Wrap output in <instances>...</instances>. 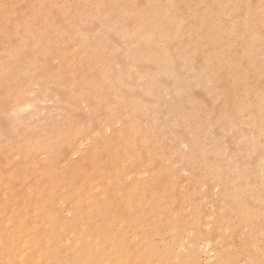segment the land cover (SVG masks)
I'll return each mask as SVG.
<instances>
[{"label": "rangeland", "instance_id": "obj_1", "mask_svg": "<svg viewBox=\"0 0 264 264\" xmlns=\"http://www.w3.org/2000/svg\"><path fill=\"white\" fill-rule=\"evenodd\" d=\"M248 6L260 12L264 0H0V264L260 259L264 112L250 98L253 122L240 140L243 91L219 99L206 77L229 82L243 71L264 96L255 70L264 67V24ZM189 9L224 25L233 59L206 58L210 35L197 31ZM231 9L242 10L236 24ZM163 54L168 70H152ZM184 57L201 69L198 79H189Z\"/></svg>", "mask_w": 264, "mask_h": 264}, {"label": "bare ground", "instance_id": "obj_2", "mask_svg": "<svg viewBox=\"0 0 264 264\" xmlns=\"http://www.w3.org/2000/svg\"><path fill=\"white\" fill-rule=\"evenodd\" d=\"M223 2H224V0H222ZM192 9H194V8H192ZM192 9H189L188 10V14H190V15H193L194 16V19H195V21H196V23H195V27H196V29H197V31L199 32L200 30H206L207 32H206V35L207 36H209L210 35V38H211V45H213V49H212V51L207 55V59L208 60H219L220 62H227V61H229L230 59H233L234 58V56L232 55V54H230L229 53V50H230V47L229 46H227L226 45V43H229L231 40H229V39H224L225 37L223 36V30H224V25L223 24H221L216 18H214L213 16H210V17H208L203 11L202 12H196V11H194V10H192ZM209 12H213L212 10L211 11H209ZM242 12V10L240 9V10H238V9H231L230 11H229V14H230V17H231V19H232V21L234 22V20L236 19V18H238V15L240 14ZM248 13H249V15L251 16V17H255L256 15H257V17H258V20H260V21H262V24H264V8H262V9H260V12H258V11H256V10H253V9H251V7L250 6H248ZM206 18H207V21H208V24H206ZM234 24H236V20H235V22H234ZM262 26V25H261ZM235 29L236 30H233V32L237 35V37H241V35H242V33L244 32V27H243V25L242 24H238V25H236L235 26ZM255 31L257 32V33H260L261 32V30H260V28H259V26H257V27H255ZM224 37V38H223ZM62 42V41H61ZM161 57L160 58H157L156 60H154V62L151 64V69L152 70H154V71H167L168 70V68H165L166 66H167V64H166V58L168 57L166 54H163V55H160ZM146 57V54H144V53H139L138 55H136L135 56V59H137L139 62L140 61H142V60H144V58ZM170 57V56H169ZM56 58V57H55ZM184 59V62H185V65H184V68L186 69V71L188 72V76H189V79L190 80H194V79H198V77L199 76H201L200 75V72H202L201 71V69L198 67V66H196V64H194V63H192L191 61H190V59L189 58H187V57H184L183 58ZM118 63H120L121 64V71H122V64H123V60H122V58L120 57V58H118L117 60H116ZM174 61V60H173ZM107 63H109L110 64V62H109V60H108V58H107V61H106ZM237 61H235V62H232L231 64H235ZM116 63V62H115ZM114 63V64H115ZM174 63H175V61H174ZM176 64V63H175ZM116 65V64H115ZM58 66V65H57ZM177 66V65H176ZM118 67V66H117ZM116 67V68H117ZM177 69L178 68H176L175 66H173L171 69H170V71H169V73H168V75H169V77H171V78H173V77H175L176 78V72H177ZM118 70V69H117ZM255 70L256 71H258V72H260V73H262V75H261V78L262 77H264V67H260V66H257V67H255ZM231 78L229 79V82L228 81H224L222 78H218L217 77V79H216V77L215 76H213L212 74H210V76H206L207 77V80H208V83H209V88H210V91L212 92V93H214V94H216V96L219 98V99H223V98H225L226 97V94L227 93H229L230 92V90H231V88H235V89H241L242 91H243V93L242 94H238L237 95V97H236V102H235V107H236V109L238 110V111H240V114L238 113V117H237V124H241L242 125V130H243V133H240V136H239V139L240 140H244L245 139V137L244 136H246L245 134H246V130H249V128H248V126H249V124H251L252 122H253V118L251 117V116H249V113H248V111H246V109L248 108V107H246L249 103H250V98H255V101H257L258 102V106H259V109H262V110H260L261 112H264L263 111V108H262V103L264 102V96L259 92V90L256 88V87H252V86H250V84H249V80H248V77H247V75L243 72V71H239V70H235L234 72H232L231 74ZM260 78V79H261ZM155 82V80H154V77H153V80H152V83H154ZM229 83H230V85H229ZM263 85H264V81L263 82H261ZM179 85V84H178ZM180 86V85H179ZM148 86H146V88H147ZM151 87H152V84H151ZM150 88V87H149ZM153 88V87H152ZM180 88H181V86H180ZM163 89V88H162ZM182 89V88H181ZM218 99V100H219ZM138 101H139V103L141 104H139V106L141 107L142 106V108H146V105H143L142 104V102H143V100H142V98L140 97V98H138ZM225 102V101H224ZM221 113H223V112H221ZM232 114V111L230 112V115ZM207 119V118H206ZM205 120V119H204ZM119 121V120H118ZM207 122H210V121H207ZM116 123V125L117 124H119L118 122H115ZM177 123V122H176ZM113 124V123H112ZM200 124V123H199ZM202 124H204V123H202ZM206 124V123H205ZM204 124V127L202 128V129H204L205 128V126H207V125H205ZM209 124V123H208ZM114 126V125H113ZM203 126V125H202ZM111 127V126H110ZM115 127V126H114ZM117 127V126H116ZM166 127V126H165ZM177 127V126H176ZM180 127V126H179ZM209 127V126H208ZM167 128V127H166ZM178 128V127H177ZM200 128V127H199ZM198 128V129H199ZM115 129V128H114ZM202 129H200V131H201V133L203 132L202 131ZM206 129L207 128H205L204 130H205V132H206ZM109 130H111V129H109ZM108 130V131H109ZM221 131V130H220ZM169 132V131H168ZM204 132V133H205ZM222 132V131H221ZM196 133V132H195ZM201 133H199V135L201 134ZM245 133V134H244ZM221 135H222V133H220ZM194 135V134H193ZM219 135V134H218ZM217 135V136H218ZM0 136H1V134H0ZM216 136V135H215ZM214 136V137H215ZM216 136V137H217ZM224 136V135H223ZM214 137H212V138H214ZM218 137H220V135L218 136ZM224 137H226V135L224 136ZM167 138V137H166ZM179 138V137H178ZM172 139V138H171ZM171 139H170V141H171ZM180 139V138H179ZM178 139V140H179ZM224 139V138H223ZM233 139H238V136H233V138L231 139V140H233ZM261 139V138H260ZM177 140V139H176ZM182 140V139H181ZM180 140V141H181ZM183 140H185V141H187L188 142V140H186V139H184L183 138ZM226 140L224 139V142H225ZM259 140H257V141H255L253 144H256L257 142H258ZM223 142V143H224ZM85 143V142H84ZM180 143V142H179ZM227 142H225V144H226ZM81 144V143H80ZM79 144V145H80ZM173 144V143H172ZM224 144V145H225ZM78 145V146H79ZM227 145V144H226ZM81 147V145L79 146V148ZM184 147H186L185 145H184ZM189 147V146H188ZM224 147V146H223ZM222 147V148H223ZM173 148V147H172ZM192 148V147H191ZM226 147H224V149H225ZM45 150V152H47V148L46 149H44ZM79 150V149H78ZM187 150V149H186ZM227 150H228V147H227ZM227 150H225V151H227ZM77 151V150H76ZM171 151H173V150H171ZM44 152V151H43ZM44 152V153H45ZM75 153V152H74ZM77 153H78V151H77ZM80 153V152H79ZM187 153V152H186ZM76 154V153H75ZM188 154H190V153H188ZM77 155V154H76ZM79 156V155H78ZM172 157V156H171ZM170 158V157H169ZM169 160H171V159H169ZM171 162H173V160L171 161ZM175 162V161H174ZM262 173H264V166L262 167ZM153 176V175H152ZM154 177H155V174H154ZM263 177H264V174H263ZM257 193H258V201H259V204L257 205V207L256 208H258L257 210L258 211H260V213L262 214V216H263V218H264V192L262 193V192H259V191H256ZM259 206V207H258ZM257 210L253 207V206H251V207H249V209H247L246 210V212H248L249 213V215H255V216H257L258 215V213H257ZM211 216H213V215H211ZM211 218V217H210ZM214 220V219H213ZM207 222H209V221H207ZM212 222V221H211ZM214 222V221H213ZM209 224H211V223H209ZM209 224H207V225H209ZM216 224V223H215ZM213 225V224H212ZM210 226V225H209ZM215 226V225H214ZM208 228V227H207ZM210 229V228H209ZM251 230H252V235H251V237H253L254 236V234H258L259 232L257 231V227L256 226H253V225H251ZM93 231V230H92ZM209 231H207V233H208ZM12 234H13V232H12ZM186 234H188V232H186ZM209 234V233H208ZM8 235L9 236H12V235H10V233L8 232ZM32 235V234H31ZM94 235V234H93ZM95 235H98V233L97 234H95ZM101 235V234H100ZM14 236V235H13ZM15 236H16V234H15ZM17 236H18V234H17ZM74 236V235H73ZM98 237V236H97ZM107 237V236H106ZM105 237V238H106ZM186 237V236H185ZM207 237V236H206ZM12 238V237H11ZM11 238H10V240H11ZM14 238V237H13ZM17 238H19V237H17ZM17 238H15V239H17ZM34 238V237H33ZM32 238V239H33ZM104 238V237H103ZM108 238V237H107ZM106 238V239H107ZM186 238H189V236L188 237H186ZM35 239V238H34ZM60 239V238H59ZM97 239V238H96ZM96 239H94L95 241H96ZM8 240V239H7ZM26 240V239H25ZM103 240H105V239H103ZM108 240V239H107ZM144 240V239H143ZM251 240V239H250ZM32 241V243L35 241H33V240H31ZM75 241V240H74ZM99 241H100V238H99ZM111 241L113 242V240L111 239ZM207 242L208 241H210V240H206ZM8 242H9V240H8ZM13 242V241H12ZM15 242V241H14ZM27 242H29V241H27ZM27 242H25V243H27ZM140 242V241H139ZM143 242V241H142ZM189 242H190V240H189ZM188 242V243H189ZM206 242V243H207ZM211 242V241H210ZM24 243V244H25ZM116 243V242H115ZM118 243V242H117ZM144 243V242H143ZM1 245L3 244V243H0ZM37 244H38V248H39V242L37 243V240H36V246H37ZM47 244V243H46ZM78 244V243H77ZM101 244H103L102 242H101ZM100 244V245H101ZM122 244V243H121ZM138 244V243H137ZM146 244V243H145ZM6 245V244H5ZM5 245H3V246H5ZM12 245V244H11ZM23 245V244H22ZM34 246H35V244H33ZM106 245V244H105ZM144 245V244H143ZM142 245V246H143ZM184 245V244H183ZM209 245V244H208ZM207 245V246H208ZM211 245H212V242H211ZM42 246V245H41ZM48 246V245H47ZM110 246H112V245H110ZM117 246V245H116ZM147 246H148V244H147ZM187 245L185 244V247H186ZM210 246V245H209ZM24 247V246H23ZM32 247V246H31ZM30 247V248H31ZM119 247V246H118ZM145 247V246H144ZM143 247V248H144ZM151 247V246H150ZM5 248V247H4ZM12 248V247H11ZM11 248H9V249H11ZM37 248V249H38ZM50 248H53V246L52 247H50ZM110 248V247H109ZM35 249H36V247H35ZM45 249V248H44ZM111 249V248H110ZM148 249V248H147ZM153 249V248H152ZM211 249H212V247H211ZM19 250V249H18ZM21 250H22V248H21ZM25 250V249H24ZM29 250V249H28ZM27 250V251H28ZM114 250H117V249H114ZM140 250H141V248H140ZM139 250V251H140ZM145 250V249H144ZM214 250H215V248H214ZM38 251V250H37ZM45 253H43V251L41 250V252L43 253V255L41 256V257H43L46 253H48L47 252V250L45 249ZM108 251H110V250H108ZM107 251V252H108ZM138 251V250H137ZM151 251H154V250H151ZM208 251H209V249H208ZM212 251V250H211ZM216 251V250H215ZM214 251V252H215ZM39 252H40V248H39ZM37 253V252H36ZM119 253H120V251H119ZM143 253V252H142ZM141 253V254H142ZM146 253L149 255V253L147 252V250H146ZM212 253V252H211ZM23 254H25V252L23 251ZM28 254V253H27ZM38 254V253H37ZM139 252H138V256H140L141 255ZM152 255L154 254V252L153 253H151ZM216 255H217V253H215ZM33 255H35V253L33 254ZM112 255H113V253H112ZM143 255V254H142ZM24 256V255H23ZM29 256V255H28ZM108 256V255H107ZM111 256V255H110ZM121 256V255H120ZM119 256V257H120ZM151 256V255H150ZM211 256H213V255H210V258H211ZM30 257V256H29ZM113 257V259H114V255L112 256ZM118 257V256H117ZM153 257H154V255H153ZM217 256H215V258H216ZM21 259H22V257H20ZM37 258V257H36ZM35 258V259H36ZM39 258L40 257H38V261H39ZM51 257H49L48 259H50ZM105 258V257H104ZM110 258V257H109ZM121 258V257H120ZM120 258H119V260H120ZM139 258H141V257H139ZM148 257H143L142 259H144V260H146ZM151 258V257H150ZM213 258V257H212ZM220 258V257H219ZM108 259V258H107ZM138 259V258H137ZM218 259V258H217ZM23 261H25V260H23ZM23 261L21 260V262L22 263H20V264H23ZM108 261V260H107ZM138 261V260H137ZM136 261V262H137ZM156 261V263H157V260H155ZM212 261H214V260H212ZM42 262V261H41ZM40 262V263H41ZM111 263L113 262V261H110ZM115 262V261H114ZM151 262V261H150ZM219 260L217 261V263L216 264H219ZM9 263H11V262H9ZM45 263V262H44ZM47 263H48V260H47ZM46 263V264H47ZM149 262H147V264H148ZM69 264V263H68ZM110 264V263H109ZM113 264V263H112ZM124 264H125V262H124ZM129 264V263H128ZM135 264H137V263H135ZM139 264V263H138ZM158 264V263H157ZM159 264H161V263H159ZM211 264H215V262L214 263H211ZM241 264H243V263H241Z\"/></svg>", "mask_w": 264, "mask_h": 264}, {"label": "snow or ice", "instance_id": "obj_3", "mask_svg": "<svg viewBox=\"0 0 264 264\" xmlns=\"http://www.w3.org/2000/svg\"><path fill=\"white\" fill-rule=\"evenodd\" d=\"M13 8L15 6H12ZM99 7H103V6H99ZM5 10H7L9 8V5H4ZM10 28V21H8V18L6 16V24H5V29L6 31ZM17 31H19V29H17ZM182 94V90L180 88L179 85H177V95H181ZM262 108H264V105H262ZM172 111L175 112H181L182 108L179 105V103H174V105L171 107ZM262 129H264V124H262ZM251 255V254H249ZM259 256L260 259H254V258H249L247 260L243 261V264H264V234H262L261 236V242H260V246H259ZM120 264H124L123 261L120 262ZM224 264H241L240 261H225Z\"/></svg>", "mask_w": 264, "mask_h": 264}]
</instances>
